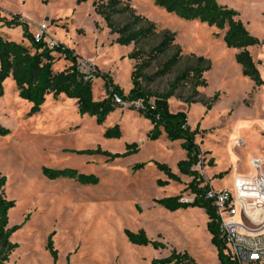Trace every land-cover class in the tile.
I'll return each mask as SVG.
<instances>
[{"label":"rangeland","instance_id":"rangeland-1","mask_svg":"<svg viewBox=\"0 0 264 264\" xmlns=\"http://www.w3.org/2000/svg\"><path fill=\"white\" fill-rule=\"evenodd\" d=\"M94 0L77 4V0H0L1 15H20L34 35L40 24L48 27L47 43H61L73 50L78 61L96 66L113 77L122 90L130 88L132 60L127 55L134 45L114 43L105 22L92 7ZM129 2L136 14L154 23L157 32L177 33L176 44L184 54L204 56L211 68L204 74L206 88H198L196 100L210 103L215 93L217 101L210 110L205 105H186L192 94L190 82L184 83L169 99L172 111H184L191 129L199 127L196 143L202 153L203 166L197 170L214 188L233 191L235 177L255 174L250 160L264 163V85L255 86L241 74L235 61L236 50L226 47L222 32L199 21H185L154 4L153 0H123ZM220 5L237 11L248 32L260 44L250 47L253 61L264 80V0H216ZM118 24L126 21L118 17ZM0 35L28 45L22 39L21 27H9L0 22ZM160 40L157 35L136 48L147 53ZM173 53L154 60L143 71L152 75ZM183 60L172 73L148 84L159 93L168 90L174 77L187 66ZM63 59L54 65L61 71ZM133 69V68H132ZM142 85L145 82L142 81ZM93 98L105 96L103 81L92 82ZM29 104L19 98L14 81L8 78L0 91V127L9 130L0 135V173L7 179L4 193L15 205L8 213L9 227L22 225L10 237L19 247L11 253L8 264H53L46 244L49 236L57 251L56 264H151L153 259L186 252L196 264H217L215 248L207 231V216L194 207L168 211L156 200L180 195L191 201L193 196L182 192L187 176L178 172V160L185 151L179 141H169L162 133L151 140L149 120L136 111L118 108L98 125L94 117L80 116L72 99L46 97L39 113L28 116ZM117 139L103 136L106 129L116 126ZM241 147L234 148L236 141ZM135 142L139 151L126 157L111 159L102 154H80L78 151L100 149L115 155L125 152V145ZM212 160L213 167L207 166ZM178 162H177V161ZM166 164L171 172L182 178L167 180L155 163ZM144 164L143 167L137 166ZM75 169L78 173L98 178L96 185H81L72 179L50 180L41 168ZM240 219L241 205H237ZM244 217L260 221V214L251 207L242 209ZM144 230L149 238L165 244L164 249L150 245L131 244L125 230Z\"/></svg>","mask_w":264,"mask_h":264},{"label":"trees","instance_id":"trees-1","mask_svg":"<svg viewBox=\"0 0 264 264\" xmlns=\"http://www.w3.org/2000/svg\"><path fill=\"white\" fill-rule=\"evenodd\" d=\"M86 0H77V4ZM154 4L164 9L168 13L174 14L185 21H199L206 23L208 27L215 28L223 33L222 39L226 47L237 50L235 55L236 63L241 67V74L254 83L255 86L264 85L257 66L254 63L250 47L258 46L259 40L252 36L244 24L237 19V11L220 5L216 0H153ZM94 13L105 22L110 35H115L114 43L120 46L134 45V49L127 57L134 61L130 74L131 88L125 94L122 89L113 83L109 74L102 73L94 66L89 74L84 73L78 64V56L73 50L61 43H54L50 46L44 38L36 40L28 30V23L22 20L20 15H10L7 20L1 15L0 22L9 27H21L22 39L28 45L21 42L3 38L0 35V91L5 80L11 78L14 81L19 98L29 104L28 116L40 112L48 95L55 99L59 95H64L68 99H74L77 111L80 116L87 115L94 117L98 125L104 123L105 119L116 109L122 108L115 103L117 96L124 102L133 103L142 101L143 110H136L130 106L129 110L136 111L140 116L149 120L152 125L148 133L151 140L158 139L162 133L169 141H179L181 148L185 151L186 157L177 163L178 172L190 178L182 192L188 191L192 196L191 201H182V196L175 195L156 200L168 211L198 207L204 210L208 222L207 231L210 235V243L215 248L217 263L224 261L225 244L220 234L217 223L215 207L212 201L206 197L211 189L209 183L201 176L197 167L203 166L202 153L196 143V136L199 134V127L194 129L188 125L187 114L184 111H171L169 99L175 96V92L184 83L190 82L192 94L185 99L186 105L201 103L206 110H210L217 101L219 94L211 98L210 103H203L196 100L198 88H206L207 81L204 74L210 70L211 65L204 56H197L193 53L184 54L183 50L176 44V33L163 31L158 33L154 23L150 22L143 15L136 14L129 2L123 0H94L92 3ZM118 17H125L122 24L117 23ZM159 35V42L152 47L149 52L144 53L136 47L143 41ZM173 53L150 75L145 76L143 71L149 68L154 60L165 56L169 51ZM63 59L67 65L61 71H54V65ZM187 60V66L180 71L169 84V88L164 93L150 90L148 84L153 83L158 78L170 73L183 61ZM100 78L103 81L105 97L95 100L92 93V82ZM142 81L145 85H142ZM153 99L152 105L149 100ZM152 106V108H151ZM9 130L0 127V135H7ZM121 135L116 126L104 131L103 136L108 139H117ZM139 151L138 145L133 142L125 145V152L119 154H109L96 150L78 151L80 154H102L114 159L116 157H126L136 154ZM156 168L167 176V180L157 181V185H167L169 181L180 183L178 176L173 174L166 164L155 163ZM140 164L137 167H143ZM207 166L213 167L212 160H208ZM43 176L50 180L60 178L72 179L81 185H96L98 178L92 175L78 173L75 169L56 170L47 167L41 168ZM7 179L0 173V264H8L9 257L19 245L10 241L11 235L22 225L9 227L8 213L15 205L13 200L6 198L4 188ZM128 241L134 245H150L154 249H164L165 244L149 238L145 231L140 229L136 233L125 230ZM52 263L56 264L57 251L53 247L51 235L46 244ZM68 264V263H67ZM151 264H196L186 252L177 253L172 250L170 255L163 258L153 259Z\"/></svg>","mask_w":264,"mask_h":264},{"label":"built area","instance_id":"built-area-1","mask_svg":"<svg viewBox=\"0 0 264 264\" xmlns=\"http://www.w3.org/2000/svg\"><path fill=\"white\" fill-rule=\"evenodd\" d=\"M48 27L40 24L34 33V38H44L47 42ZM53 46L54 43H48ZM80 69L89 74L94 66L85 61H78ZM115 103L123 108L134 106L136 110H143L142 101L133 103L124 102L117 96ZM153 99L149 100L152 105ZM152 108V106H151ZM250 165L255 174L252 177H235L233 179V191L228 189H210L206 197L212 201L215 207L217 223L220 234L225 244L224 261L217 264H264V163L259 158L250 160ZM185 202V200H182ZM241 205L240 219L237 205ZM251 207L256 210L261 220L252 222L244 217L242 209Z\"/></svg>","mask_w":264,"mask_h":264},{"label":"crops","instance_id":"crops-1","mask_svg":"<svg viewBox=\"0 0 264 264\" xmlns=\"http://www.w3.org/2000/svg\"><path fill=\"white\" fill-rule=\"evenodd\" d=\"M219 4V3H218ZM213 29H215V28H213ZM177 34V33H176ZM222 36H223V33H222ZM4 38V37H3ZM248 50H249V48H248ZM250 51V50H249ZM236 53H237V50H236ZM250 53H251V51H250ZM251 56H252V54H251ZM252 59H253V57H252ZM67 65V63L65 64V66ZM134 65V61H132V66ZM131 71H132V68H131ZM111 78H112V80H113V77L112 76H110ZM113 83H114V80H113ZM115 84V83H114ZM130 88H131V82H130ZM130 88L128 89V90H123V92L126 94L129 90H130ZM92 93H93V88H92ZM94 97V96H93ZM105 97V96H104ZM103 97V98H104ZM57 98H59V99H67L64 95H59ZM72 100H74V99H72ZM74 102H75V100H74ZM75 104H76V102H75ZM169 108H170V106H169ZM171 110V109H170ZM172 111V110H171ZM175 112V111H174ZM177 161V160H176ZM178 161H180V160H178ZM177 161V162H178ZM182 178L180 177V180H181ZM186 182L185 183H188L189 181H190V178L189 177H187V179L185 180ZM206 181L209 183V185H210V187L212 188V189H214V190H218V189H216V188H214V186H213V183H212V180L211 179H209V178H206ZM209 238H211L210 236H209ZM151 239H153V238H151ZM176 250V249H175ZM218 261V260H217Z\"/></svg>","mask_w":264,"mask_h":264},{"label":"bare ground","instance_id":"bare-ground-1","mask_svg":"<svg viewBox=\"0 0 264 264\" xmlns=\"http://www.w3.org/2000/svg\"><path fill=\"white\" fill-rule=\"evenodd\" d=\"M241 144H242V141H236L235 143H234V148H239V147H241Z\"/></svg>","mask_w":264,"mask_h":264}]
</instances>
